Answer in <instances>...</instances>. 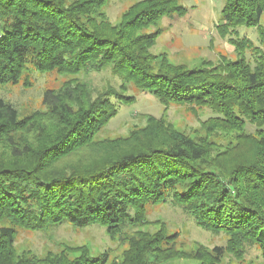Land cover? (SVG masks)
I'll use <instances>...</instances> for the list:
<instances>
[{"label":"trees","instance_id":"16d2710c","mask_svg":"<svg viewBox=\"0 0 264 264\" xmlns=\"http://www.w3.org/2000/svg\"><path fill=\"white\" fill-rule=\"evenodd\" d=\"M108 1L0 0V86L18 84L29 68L74 76L109 68L164 107H206L213 116L200 122L199 138L149 117L126 137L98 139L117 115L112 99L134 100L125 84L94 97L72 79L46 90L44 111L22 119L0 99V264L107 262L85 248L72 259L16 252L17 230L61 224L121 235L128 248L118 264H220L225 251L236 256L245 247L264 259V49L236 35L255 28L264 46V0H223L218 30L234 58L197 67L151 53L158 21L187 14L180 0H139L117 24L104 12ZM167 199L199 228L228 236L226 247L184 254L163 226L124 233L148 225L146 206Z\"/></svg>","mask_w":264,"mask_h":264},{"label":"rangeland","instance_id":"374dc122","mask_svg":"<svg viewBox=\"0 0 264 264\" xmlns=\"http://www.w3.org/2000/svg\"><path fill=\"white\" fill-rule=\"evenodd\" d=\"M137 1L139 0H109L104 12L111 23L117 24L122 13ZM180 5L187 8V14L183 17H163L158 21L157 27L161 29L162 34L151 49V53H165L173 63L184 64L187 67L201 66L204 62L216 64L221 57L234 58V47L226 38L220 36L218 30L223 24L220 18L223 0H180ZM260 25L264 27V15ZM236 35L239 38H247L264 49L257 29L240 27ZM247 56L250 57L248 54ZM72 79L85 84L94 97L108 88L119 92L120 86L125 84L126 95L134 98L129 105L117 103L114 98L112 99L118 110L117 115L100 132L98 139L126 137L132 130L144 127L149 117L155 120L162 119L172 124L178 131L199 138L204 136L200 130V122L213 116L206 107L193 105L164 107L152 94L138 91L133 85L124 83L109 68L101 72H81L76 76L55 71L40 73L29 68L23 73L18 84L0 86V99L10 103L22 119L34 112L44 111L42 99L46 90L57 91ZM254 130L253 126L246 125L247 133H253ZM146 220L148 225L145 227H129L124 233L143 230L153 234L163 226L169 235H177L176 249L184 254H190L200 248L208 251L214 247L225 248L227 244L228 236L199 228L194 219L170 199L161 204L147 205ZM14 248L18 254L30 252L39 257L48 253L63 252L70 259L79 255L77 249L85 248L87 253L94 257L99 258L105 253L107 255L105 264H118L128 244L121 235L110 239L105 229L98 225L78 229L61 224L48 227L41 232L17 230ZM186 261L179 259L173 263L184 264ZM220 264H264V259L257 248L245 247L242 254L236 256L225 251Z\"/></svg>","mask_w":264,"mask_h":264}]
</instances>
